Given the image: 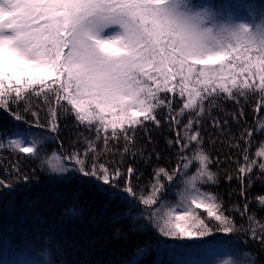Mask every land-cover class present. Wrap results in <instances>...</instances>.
<instances>
[{
    "label": "snow or ice",
    "instance_id": "1",
    "mask_svg": "<svg viewBox=\"0 0 264 264\" xmlns=\"http://www.w3.org/2000/svg\"><path fill=\"white\" fill-rule=\"evenodd\" d=\"M241 8L250 19L238 18ZM217 81H221L218 86ZM55 83L60 84L63 99L71 105L76 120L89 128L97 125L96 140L83 138L86 150L83 153L73 151L68 157L78 165L74 170L107 185L106 195L110 200L119 197L129 204V212L122 216L135 220L131 209L137 203L145 206L156 204V195L163 187L161 175L168 181L173 179V175L165 168H159L154 173L156 182L150 186L151 194L145 195L142 189L139 193L134 190L131 178L135 169L132 167H128L126 172L98 162L87 167L88 153L99 155L95 143L100 140L101 131L105 133V148L109 139L119 140L122 137L126 141L124 152L128 153V143L134 139L137 126L143 127L145 121H152L157 128L160 127L161 120L157 118L156 109L167 110L165 122L170 129H174L181 125L186 112L202 116L205 101L215 107V100L210 99L212 96L223 93L226 99L239 104L241 97L247 98L251 93L258 96L254 111L259 113L264 107V3L225 5L217 4V0H0V109L9 112L15 121L24 122L25 116L19 110L11 112L9 105L18 108L20 101L24 100V111L29 112V95L40 96L45 89L57 97L59 104L60 92L52 86ZM189 84L202 87L189 88ZM161 92H171L180 97L182 106L178 111L173 108L172 100ZM49 113L51 120L47 127L53 133L58 132L55 109L50 107ZM106 113H111L113 118L106 120ZM31 114L35 117V126L43 127L38 113ZM240 115L243 116L242 109ZM199 123V119L189 117L183 124V136L177 131L176 140L168 141L169 147L174 142L180 145V153L193 144L197 146L193 157L200 167L190 177L189 191L181 197L183 210L178 212L180 205H177L168 207L162 213L156 209L141 215L169 239H202L213 234L214 230L225 234L245 231L264 245V223L254 213H248V201L243 209L238 205L232 209L248 217L249 227L245 228L237 226L232 217L224 214L223 203L218 202L216 195L198 188L197 183H218L217 174L208 168L212 161L201 147V132L194 128ZM214 126H219V121H214ZM31 127L29 123L28 129ZM25 131L28 139L24 135L9 137L6 143L0 141V151L40 158L43 140L37 139L27 129ZM245 131L249 137L252 135L251 129ZM243 138L244 133H241ZM131 154L136 155L135 152ZM81 155L85 159H81ZM256 155L264 157V148ZM180 159L187 170L192 157L181 155ZM244 159L245 165L238 169L241 183L244 176L257 166L255 161H249L247 154ZM49 166L56 175L69 171L66 167L51 164V161ZM180 168L178 164L177 170ZM258 168L264 174V163H260ZM12 171L16 178L7 182L0 179V191H13L17 183L28 182L29 176L21 173L18 167L13 166ZM122 176L126 179L123 188H120L118 182ZM227 179L231 181L232 176ZM252 183L249 179L248 186L251 187ZM241 195H244L243 189ZM255 199L264 206V195ZM10 203H14V195ZM192 205L205 209L210 219L193 213ZM68 214L78 215L79 209L73 207ZM210 220L216 223L213 225ZM256 224L259 225V235L252 227ZM56 247L62 254V246L57 243ZM147 252L145 247L138 250V255ZM41 255L49 258L47 250ZM244 256L248 258L245 264H257L248 251L244 252ZM216 264L241 262L229 256L218 258Z\"/></svg>",
    "mask_w": 264,
    "mask_h": 264
},
{
    "label": "trees",
    "instance_id": "2",
    "mask_svg": "<svg viewBox=\"0 0 264 264\" xmlns=\"http://www.w3.org/2000/svg\"><path fill=\"white\" fill-rule=\"evenodd\" d=\"M222 3L260 4L264 3V0H217V4ZM243 13L247 14L241 8L239 15ZM219 83L221 81L216 82L217 86ZM52 86L60 92L59 104L57 97L45 89V93L40 96L29 95V112L24 111V100L20 101L18 108L16 105H9L11 112L19 110L25 116L24 122L15 121L9 112L0 109V141L6 143L9 137L26 129L37 139L43 140L38 159L29 158L26 154L0 151V179H5L6 182L9 179L14 180L16 174L12 171L13 166L29 176L28 182L17 183L13 191H0V264H16L21 257L39 264H132L133 261L135 264H179L190 253L217 241L231 246L234 259L241 264H245L248 259L244 256L245 251L257 260V264H264V245L258 239H252L248 232L225 234L214 230L213 234L202 239L174 240L163 237L151 222L141 215L156 209L162 213L167 211L168 207L183 206L181 197L189 191L190 177L196 174L200 167L193 157L197 146L193 144L184 153H180V145L174 142L169 147L168 141L176 140L177 131L183 136V124L189 117H194L200 120L199 125H194V128L201 132V147L212 161L208 168L216 173L218 178L216 184L197 183L198 188L216 195L218 202L223 203L224 214L232 217L237 226L249 227L248 217L232 210L237 205L243 209L246 201L249 202L248 213H254L256 218L264 223V206L255 199L264 195V183H261L264 174L258 168L260 163H264V157L256 155L264 148V107L259 113L254 111L258 103L257 95L250 93L247 98L241 97L239 104L226 99L223 93L212 96L210 99L215 100V107L205 101V112L202 116L197 117L194 112H186L181 125L174 129H170L165 122L167 110L156 109L157 118L161 120L160 127L157 128L152 121H145L143 127L137 126L134 139L128 143V153L124 152L126 141L122 137L119 140L109 139L105 148V133L101 131V138L95 143L99 155L89 152L86 157L87 167L90 168L93 162L119 168L121 172H126L128 167H132L135 169L131 178L134 190L139 193L142 189L145 195L151 194L150 186L156 182L154 173L159 168H165L173 175L171 181L161 175L160 183L163 187L156 195V204L145 206L137 203L131 209V216L136 217L133 220L122 216L129 212L127 202L119 197L112 200L108 198L107 185L86 178L74 170L78 165L68 157L73 151L83 153L86 150L87 145L83 138L96 140L97 125L93 124L89 128L80 124L71 105L63 99L60 84L55 83ZM188 87L202 86L189 84ZM160 94L170 98L173 108L177 111L182 106L180 97L174 93ZM50 107L56 111L58 132L55 133L47 127L51 120ZM241 109L243 116L240 115ZM31 112L38 113L39 123L43 127L35 126V117ZM139 119L143 120V117ZM214 121H219V126H214ZM29 123L32 124L30 129ZM245 129L252 130L250 137ZM108 132L111 133L110 127ZM241 133H244L243 139ZM129 134L131 135V132ZM133 152L136 155H132ZM246 154L249 161H255L257 166L244 176L241 183L238 179L241 175L238 169L245 165ZM181 155L192 157L191 166L187 170L183 168ZM81 159L85 157L81 155ZM49 161L57 167H66L69 171L56 175L51 170ZM178 164L181 165L179 170ZM229 175L232 176L231 181L227 179ZM125 179L126 176H122L118 182L120 188H123ZM249 179L253 181L251 187L248 186ZM13 195L14 203H10ZM73 207L79 209L78 215L68 214ZM191 211L201 218L210 219L203 208L198 209L192 205ZM210 222L213 225L216 223L214 220ZM252 227L256 228L259 235V225ZM57 243L62 246V254L56 247ZM145 247L148 252L138 255V250ZM45 250L49 253L48 259L41 255Z\"/></svg>",
    "mask_w": 264,
    "mask_h": 264
},
{
    "label": "rangeland",
    "instance_id": "3",
    "mask_svg": "<svg viewBox=\"0 0 264 264\" xmlns=\"http://www.w3.org/2000/svg\"><path fill=\"white\" fill-rule=\"evenodd\" d=\"M243 17L245 19H250L248 15L243 13L239 15L238 18ZM193 88V87H191ZM106 120H111L112 114L106 113ZM24 135L25 139H28V134L26 131L18 132L14 136ZM183 206L177 207V211L180 212L183 210ZM231 256L234 259V253L231 246L228 244L217 241L208 243L204 248L199 251L190 253L188 257L184 258L179 264H216L218 258H227ZM1 264H12V263H1ZM16 264H39L35 263L30 259L21 257Z\"/></svg>",
    "mask_w": 264,
    "mask_h": 264
}]
</instances>
